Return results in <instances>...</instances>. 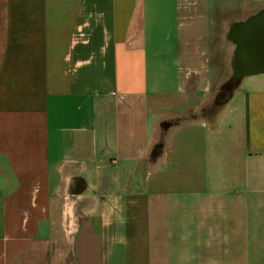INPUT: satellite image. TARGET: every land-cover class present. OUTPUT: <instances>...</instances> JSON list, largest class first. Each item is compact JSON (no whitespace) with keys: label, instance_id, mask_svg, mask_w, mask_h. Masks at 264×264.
Masks as SVG:
<instances>
[{"label":"crops","instance_id":"obj_1","mask_svg":"<svg viewBox=\"0 0 264 264\" xmlns=\"http://www.w3.org/2000/svg\"><path fill=\"white\" fill-rule=\"evenodd\" d=\"M263 14L0 0V264H75L85 222L101 264H264Z\"/></svg>","mask_w":264,"mask_h":264},{"label":"water","instance_id":"obj_2","mask_svg":"<svg viewBox=\"0 0 264 264\" xmlns=\"http://www.w3.org/2000/svg\"><path fill=\"white\" fill-rule=\"evenodd\" d=\"M243 58L248 71H257L264 65V14L246 29L242 37ZM75 264H101L100 242L98 236L87 222L82 224L76 237Z\"/></svg>","mask_w":264,"mask_h":264},{"label":"flooded vegetation","instance_id":"obj_3","mask_svg":"<svg viewBox=\"0 0 264 264\" xmlns=\"http://www.w3.org/2000/svg\"><path fill=\"white\" fill-rule=\"evenodd\" d=\"M262 69H264V65H263V67H260L257 71H260V70H262ZM252 72H256V71H248V73H252ZM76 260H77V255H76ZM76 262V261H75Z\"/></svg>","mask_w":264,"mask_h":264},{"label":"built area","instance_id":"obj_4","mask_svg":"<svg viewBox=\"0 0 264 264\" xmlns=\"http://www.w3.org/2000/svg\"><path fill=\"white\" fill-rule=\"evenodd\" d=\"M116 161H113V163H115Z\"/></svg>","mask_w":264,"mask_h":264},{"label":"rangeland","instance_id":"obj_5","mask_svg":"<svg viewBox=\"0 0 264 264\" xmlns=\"http://www.w3.org/2000/svg\"><path fill=\"white\" fill-rule=\"evenodd\" d=\"M62 235V234H61Z\"/></svg>","mask_w":264,"mask_h":264}]
</instances>
